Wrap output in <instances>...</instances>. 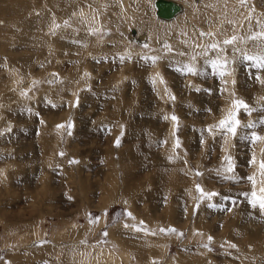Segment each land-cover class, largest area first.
I'll list each match as a JSON object with an SVG mask.
<instances>
[{
	"label": "rangeland",
	"instance_id": "374dc122",
	"mask_svg": "<svg viewBox=\"0 0 264 264\" xmlns=\"http://www.w3.org/2000/svg\"><path fill=\"white\" fill-rule=\"evenodd\" d=\"M177 1L0 0V264H264V0Z\"/></svg>",
	"mask_w": 264,
	"mask_h": 264
},
{
	"label": "snow or ice",
	"instance_id": "6c2138e0",
	"mask_svg": "<svg viewBox=\"0 0 264 264\" xmlns=\"http://www.w3.org/2000/svg\"><path fill=\"white\" fill-rule=\"evenodd\" d=\"M242 2H244V0H242ZM259 36L264 37V32L259 33ZM253 39H255L256 37H252ZM235 40V37L232 38V40H226L224 43L228 44V43H232ZM212 47H216V45H213ZM246 59L249 60H253L256 59L258 61L257 63V67H261L264 68V56H260V57H253V56H246ZM153 60L156 59L155 57L152 58ZM213 67H216V62H213ZM187 71L192 72L193 69L191 67H189L187 69ZM234 105L236 106L237 109L239 108H244L246 110L249 109V106L247 105V103L243 100H236L234 101ZM174 121L178 120V117H176L175 115H173L171 117ZM219 126L221 128H227V130L229 132H231L234 136L237 134V129L240 127V121L236 118V113L235 112H230L229 115L221 120L219 122ZM248 127H252L253 125H247ZM57 127H64V125H58ZM68 127H71V125L69 124ZM252 137L254 140H260V139H264V136H260L257 133L253 132L252 133ZM119 144V139H117V145ZM179 145V141H177V146ZM61 155H63V153H61ZM226 159H228L229 161L231 160L230 157H227ZM75 162V161H73ZM261 169L264 170V161H261ZM229 171L232 170L231 164L229 165ZM249 179H253L252 177H249ZM197 189L200 190L203 193V190L201 189L200 185H197ZM208 195H212V194H208ZM251 203L253 205V207H257L262 213H264V187L260 188L259 193L256 191H253L251 193ZM128 215H131V213H128ZM143 223V222H141ZM171 231H175V229H171ZM209 239H211V237H209ZM235 246V245H233Z\"/></svg>",
	"mask_w": 264,
	"mask_h": 264
},
{
	"label": "bare ground",
	"instance_id": "6f19581e",
	"mask_svg": "<svg viewBox=\"0 0 264 264\" xmlns=\"http://www.w3.org/2000/svg\"><path fill=\"white\" fill-rule=\"evenodd\" d=\"M169 1H172V2H175V3H177L178 5H179V11L178 12H176L171 18H162V17H160V16H158L157 15V13H156V5H155V2H156V0H154V7H155V13H156V16L159 18V19H161V20H163V21H166V22H170V21H173V20H175L180 14H182L184 11H185V6H184V4H182L181 2H179V1H177V0H169ZM198 1V0H197ZM16 3V2H15ZM142 3V2H141ZM145 3V2H144ZM18 4V3H17ZM141 7V6H140ZM188 9V8H187ZM244 11V10H243ZM187 14L188 15H191L192 16V13H190V12H187ZM190 17V16H189ZM45 18V17H44ZM183 18H185V17H182V19L180 18V19H178V23H179V21L181 22V23H183V25L185 24L184 23V20H183ZM189 19V18H188ZM31 20V19H30ZM33 20V19H32ZM36 20V19H35ZM186 20V19H185ZM190 20V19H189ZM186 22V21H185ZM183 25H179L177 28H183L184 30H182V31H180V32H183V31H185V28H184V26ZM195 25V24H194ZM193 25V26H194ZM169 27V26H168ZM168 27H164V30H165V28H168ZM198 28V27H197ZM173 30V29H172ZM132 34L131 35H129L128 36V39H131V40H138V31L136 30V29H132ZM163 31V30H162ZM163 33V32H162ZM146 34V33H145ZM173 34V33H172ZM147 35V34H146ZM162 35V34H161ZM94 36V35H93ZM131 36V37H130ZM182 37V36H181ZM148 38V37H147ZM150 39V38H149ZM167 41V40H166ZM147 42V41H146ZM145 43V42H144ZM150 44V43H149ZM87 46V45H86Z\"/></svg>",
	"mask_w": 264,
	"mask_h": 264
},
{
	"label": "water",
	"instance_id": "95a60500",
	"mask_svg": "<svg viewBox=\"0 0 264 264\" xmlns=\"http://www.w3.org/2000/svg\"><path fill=\"white\" fill-rule=\"evenodd\" d=\"M156 13L162 18H171L179 11V5L169 0H156Z\"/></svg>",
	"mask_w": 264,
	"mask_h": 264
}]
</instances>
